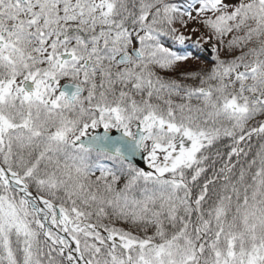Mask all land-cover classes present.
I'll use <instances>...</instances> for the list:
<instances>
[{"label":"snow or ice","instance_id":"obj_1","mask_svg":"<svg viewBox=\"0 0 264 264\" xmlns=\"http://www.w3.org/2000/svg\"><path fill=\"white\" fill-rule=\"evenodd\" d=\"M0 264H264V0H0Z\"/></svg>","mask_w":264,"mask_h":264},{"label":"trees","instance_id":"obj_2","mask_svg":"<svg viewBox=\"0 0 264 264\" xmlns=\"http://www.w3.org/2000/svg\"><path fill=\"white\" fill-rule=\"evenodd\" d=\"M209 55H207V53H204V57L207 58Z\"/></svg>","mask_w":264,"mask_h":264},{"label":"rangeland","instance_id":"obj_3","mask_svg":"<svg viewBox=\"0 0 264 264\" xmlns=\"http://www.w3.org/2000/svg\"><path fill=\"white\" fill-rule=\"evenodd\" d=\"M205 47H207V46H205ZM207 55H209V53H207Z\"/></svg>","mask_w":264,"mask_h":264}]
</instances>
